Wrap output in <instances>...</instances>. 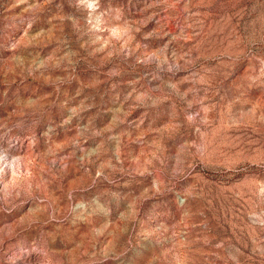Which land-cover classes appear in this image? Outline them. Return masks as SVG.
Masks as SVG:
<instances>
[{
  "label": "rangeland",
  "instance_id": "obj_1",
  "mask_svg": "<svg viewBox=\"0 0 264 264\" xmlns=\"http://www.w3.org/2000/svg\"><path fill=\"white\" fill-rule=\"evenodd\" d=\"M0 264H264V0H0Z\"/></svg>",
  "mask_w": 264,
  "mask_h": 264
}]
</instances>
